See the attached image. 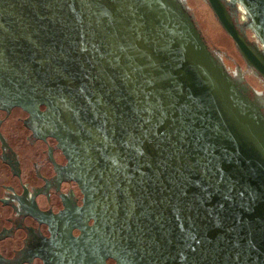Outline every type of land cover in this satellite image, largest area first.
Instances as JSON below:
<instances>
[{"label":"water","instance_id":"obj_1","mask_svg":"<svg viewBox=\"0 0 264 264\" xmlns=\"http://www.w3.org/2000/svg\"><path fill=\"white\" fill-rule=\"evenodd\" d=\"M186 1L198 23L183 0H0V102L58 140L97 264H264V111L213 51L264 77V0H229L262 51L224 0Z\"/></svg>","mask_w":264,"mask_h":264},{"label":"flooded vegetation","instance_id":"obj_2","mask_svg":"<svg viewBox=\"0 0 264 264\" xmlns=\"http://www.w3.org/2000/svg\"><path fill=\"white\" fill-rule=\"evenodd\" d=\"M183 2L194 16L188 2ZM205 2L209 4L208 0ZM224 2L240 32L262 51L248 13L239 3ZM213 51L264 111V77L248 66L239 50L245 66ZM11 123L25 133L26 141L34 148L29 174L10 138ZM67 165L58 140L34 131L29 112L17 106L7 108L0 102V264H97L94 242L78 240L82 235L78 224L84 219V193L79 183L71 179ZM93 223L90 219L89 224ZM105 262L117 263L112 257Z\"/></svg>","mask_w":264,"mask_h":264}]
</instances>
